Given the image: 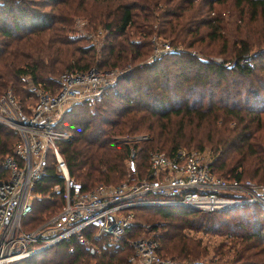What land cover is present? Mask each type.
Wrapping results in <instances>:
<instances>
[{"label":"trees","instance_id":"16d2710c","mask_svg":"<svg viewBox=\"0 0 264 264\" xmlns=\"http://www.w3.org/2000/svg\"><path fill=\"white\" fill-rule=\"evenodd\" d=\"M223 1L3 0L0 2V91L8 87L16 93H27L20 79L24 75L46 87L52 84L59 69L82 70L93 64L110 69L135 64L149 52L150 37L155 33L174 49L125 71L114 84L104 88L98 99L74 104L59 121V129L71 133L68 140L58 142L69 177L78 180L82 190L98 182L121 181L124 174L131 175L126 166L130 148L135 174L144 176L149 153L169 154L179 146L175 138L164 134V128L155 125L157 119H168L170 115L220 119L219 124L224 123L221 150L225 151L226 145L237 150L240 153L237 165L243 168L245 154H253L254 172L260 168L264 175V155L257 157L259 147L264 153V145L258 138L248 141L253 132L251 122L254 121L257 128L260 115L264 113V48L253 52L254 44L246 41V35L240 31L228 38L223 14L219 9L211 12L214 4ZM235 4L240 6V13L245 5L251 19L257 11L264 13V0H235ZM76 15L85 18L87 25L95 24V29L98 25L102 30L99 48L83 37L69 35ZM237 29L238 24H235L234 30ZM261 40L264 42V31L259 36ZM201 52L219 54L223 61H233L228 66L224 65L227 61L219 64L198 57L196 53ZM144 129L150 135L140 140L136 150L133 147L136 142L129 145L112 139L113 135ZM16 139L13 131L0 124V157L10 153ZM210 168L214 170L211 164ZM242 173L244 169L226 176L244 180ZM256 180L260 182L263 177ZM53 184L58 185L57 191L49 189ZM61 190V177L47 163L44 175L34 186V192L43 197L23 218L24 229L36 226L60 207ZM138 209L152 210L161 219L150 227L152 231L160 228L159 233L153 235L160 255L179 256L181 264H264V207L255 203L215 211L149 205L135 207L133 212ZM43 213L46 216L42 218ZM134 225L125 230L124 240L138 230ZM183 228L224 234L233 238L232 243L236 245L225 259L216 251V255L206 261H191L187 255H195L197 251L184 247ZM92 233V228H86L84 240L71 235L68 240H61L13 264H77L90 257L94 264H120L117 254L122 245L111 246L106 237L96 238ZM90 244L99 247L98 253L88 252ZM123 245L130 250L129 245Z\"/></svg>","mask_w":264,"mask_h":264},{"label":"built area","instance_id":"2783aa9c","mask_svg":"<svg viewBox=\"0 0 264 264\" xmlns=\"http://www.w3.org/2000/svg\"><path fill=\"white\" fill-rule=\"evenodd\" d=\"M150 41L149 61L174 49L156 36L150 37ZM122 72L93 64L82 70H64L56 76L54 85L46 87L24 75L20 79L27 91V103H19L8 87L0 91V124L17 137L10 153L0 157V264H13L68 240L71 235L84 240L86 228L93 229L94 237L103 236L108 244L119 245L118 241L132 224L133 209L138 206L180 205L215 211L250 200L264 201L262 185L249 179L216 175L197 151L183 146L169 154L149 153L145 175L141 177L135 174L130 148L126 166L131 180L97 183L82 190L80 183L69 177L58 148L59 141L71 137L69 131L58 128L60 107L92 103ZM145 137L122 135L121 141ZM47 163L62 179V202L36 226L24 229L22 220L31 210L35 183L44 175ZM58 189L57 184L51 186L52 191ZM126 242L133 250L128 264H169L157 252L158 244L152 236L140 235L127 238ZM88 251H92L90 245Z\"/></svg>","mask_w":264,"mask_h":264},{"label":"rangeland","instance_id":"374dc122","mask_svg":"<svg viewBox=\"0 0 264 264\" xmlns=\"http://www.w3.org/2000/svg\"><path fill=\"white\" fill-rule=\"evenodd\" d=\"M242 6H243L242 7L243 11L240 13L238 11L240 9V6L235 4V0H224L221 3L214 4L212 6L211 12L213 13V11L219 9L221 14H223L222 21L224 22V27L228 34V38H231L234 33L240 31L241 34L246 35V38H247L246 41L254 44L251 50L253 52H258L264 48V42L262 40L259 41V36L264 31V13L261 14L259 13V11H257L255 14V17L251 19L248 15L247 7L245 5H242ZM204 9H207L206 6L204 7ZM203 14L204 12H202V15ZM240 14L241 16L240 18H238ZM235 24H238L237 30H234ZM93 26L87 25V21L85 20V18L78 16V15L73 16V27L69 35L74 38L83 37L85 41H88V43L93 44L96 48H99L98 46L100 45L99 43H101L103 33L100 32L102 30L98 27V25H96V29ZM152 36H155V33H152L151 37ZM150 51H151V48L143 60L138 61L135 64L128 63L116 69L122 70L123 71L122 73H124L125 71L130 70L134 66H141L145 62L153 61V60L149 61L148 56H149ZM190 52L193 54V51H190ZM196 54H198L197 55L198 57L206 58L208 60H212L219 64L227 61L228 63H224V65L231 64L233 61V59L223 61L222 57L219 54H215V53L206 54L205 52H201V53H196ZM62 71L64 70L59 69L55 72V74L60 73ZM54 76L56 78V75ZM55 78H53L52 84L50 83L51 85H54ZM8 83H7V86L10 84ZM16 90L18 91V89ZM23 92L22 94L18 92L17 93L13 92L14 96L16 97V99H18L19 103H27L28 101L27 99H25L26 92L25 93ZM71 106L68 107V105H65V106L60 107L58 128H59V121H61L62 116ZM219 120L220 119H216L215 121H212L210 120L209 117L199 118L197 116H194V117L191 116V119H189L185 115H182V116L170 115L168 119H157V122H155V125L160 129L164 128L163 129L164 134L169 136L170 139L175 138L179 142L178 143L179 146H183L185 148L197 151L203 157V159L207 160L209 164L213 166V169H214L213 171L216 175L221 176V174H225L223 177L227 178L226 176L227 174L232 176L234 172L239 171V170L243 171L244 169L245 173H242L241 178L244 177L254 182L255 184H259L264 187V175H262L261 169L259 168L257 172H254L253 163L255 159L253 158V154L252 156H248L247 154H245L246 157L242 159V163L246 168L245 169L243 168V166L237 165L239 163L238 160L240 159L239 158L240 153H238L237 150H232V148L231 147L229 148L228 145L224 147V149L226 148L225 151L221 150L222 148H221L220 140L223 139V136H224V132L222 130L224 123L219 124L220 122ZM260 121H261L260 125H258L257 128L254 127L255 126L254 121L251 122L252 124L251 127H252L253 132H252V136L249 138L248 141H253V138H256V139L258 138L259 142L264 145V113H261ZM138 134L139 135L143 134V135H148V136L150 135V133L144 129V130H139L137 132H133L129 134H117L115 136L113 135L112 139L114 141H120L122 135L132 136V135H138ZM233 134L234 133L232 132L231 136ZM138 141H134V139H131L128 141V143L129 145H133V143L136 142V145H133L134 149L136 150L138 149V145L141 143L140 140ZM258 151L259 153L257 157H263L264 153H263L262 147H259ZM253 172L255 176H252ZM258 177H263V180H260V182H257L259 181V180H256L258 179ZM121 178H122L121 181H124L126 179L131 180L132 177L130 175L124 174ZM118 181L121 182L120 179L115 182L117 183ZM115 182H111V184H115ZM98 183H101V182H98ZM49 189H51V187ZM262 192L264 193V191ZM33 194L34 196L31 200V208L33 206H36L37 204L36 202L43 197L41 193L39 192H34ZM248 203H255L260 207H264V205H260L261 203L264 204V201H261V200H257V199L250 200V201H246L243 204H248ZM46 213H43L42 218L46 216ZM218 217L221 218L222 216L219 214ZM37 218L39 219V217ZM159 219L160 217L157 216L155 213H153L152 210L138 209L137 211L133 212L132 224H135L134 226L138 227L137 231L139 232L132 231L131 236L127 238H133V237L140 236V235L154 237L153 236L154 233H159L160 228L159 229L156 228L152 231L150 227L153 223H159V221L161 220ZM181 233H183L181 234L182 235L181 238L183 240L184 247L188 246V248L192 252L197 251V254L195 255H187L189 259H192L191 261H197V262L204 261V260L206 261L208 258H212L214 253L216 255V251H220L222 258L225 259L232 254L233 247L236 245V242L232 243L233 238L229 236H225L224 234L207 233L202 230H192V229H187V228H183L181 230ZM95 237L97 238L99 236H95ZM123 241L128 246V243L126 242V240H124V237L123 239L118 241V243L122 245V247L119 249L120 251H118L117 257H119L121 260L119 262L120 264H128L129 258L133 254V250L131 247H129L130 250H128L126 247L124 248V245H123L124 243L122 244ZM101 243L103 244V238H102ZM109 244L111 246H115L112 243H109ZM90 246L92 247V251L91 252L88 251L90 254H93L95 252L98 253L97 250L99 247L97 248L96 245L94 244H90ZM168 249L171 250L169 246H168ZM110 250H114V249H110ZM51 256H53V252L51 253ZM162 256L165 257L169 261V264H181L183 262L181 261L182 258L180 259L179 256H176L173 254H167V255H162ZM94 263L95 261L93 260V258L90 257V258H86V260L84 259H82V261L80 260L77 264H94Z\"/></svg>","mask_w":264,"mask_h":264},{"label":"water","instance_id":"95a60500","mask_svg":"<svg viewBox=\"0 0 264 264\" xmlns=\"http://www.w3.org/2000/svg\"><path fill=\"white\" fill-rule=\"evenodd\" d=\"M174 206H180V205H174ZM235 206H237V205H235ZM183 207H187V206H183ZM187 208H191V209H195V208H192V207H187ZM230 208V207H229ZM223 209H226V208H223ZM222 210V209H221ZM37 252H39V251H36V252H34L33 254H35V253H37Z\"/></svg>","mask_w":264,"mask_h":264}]
</instances>
